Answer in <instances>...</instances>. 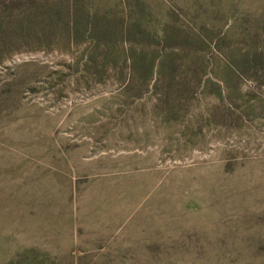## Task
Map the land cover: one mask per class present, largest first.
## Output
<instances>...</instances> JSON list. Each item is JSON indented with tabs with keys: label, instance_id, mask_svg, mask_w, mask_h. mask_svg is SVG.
Instances as JSON below:
<instances>
[{
	"label": "rangeland",
	"instance_id": "374dc122",
	"mask_svg": "<svg viewBox=\"0 0 264 264\" xmlns=\"http://www.w3.org/2000/svg\"><path fill=\"white\" fill-rule=\"evenodd\" d=\"M0 264H264V0H0Z\"/></svg>",
	"mask_w": 264,
	"mask_h": 264
}]
</instances>
